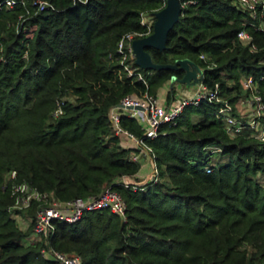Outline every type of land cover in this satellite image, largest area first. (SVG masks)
I'll list each match as a JSON object with an SVG mask.
<instances>
[{
  "label": "trees",
  "instance_id": "trees-1",
  "mask_svg": "<svg viewBox=\"0 0 264 264\" xmlns=\"http://www.w3.org/2000/svg\"><path fill=\"white\" fill-rule=\"evenodd\" d=\"M21 1L0 9V264H56L45 250L81 264H264V143L247 131L231 137L220 114L226 107L244 118L255 93L243 88L247 78L264 102V30L249 13L236 0H180L165 48L145 49L163 67L129 60L139 81L121 64L118 43L151 33L142 20H154L165 0H46L53 8L36 13V0ZM180 60L208 88L218 85L223 102L186 107L146 140L157 181L141 180L146 160H131L136 150L115 135L109 114L125 97L156 98L182 80L185 69L165 67ZM120 127L143 137L126 115ZM22 184L56 204L111 187L125 219L88 212L34 237L36 205L13 208Z\"/></svg>",
  "mask_w": 264,
  "mask_h": 264
},
{
  "label": "built area",
  "instance_id": "built-area-1",
  "mask_svg": "<svg viewBox=\"0 0 264 264\" xmlns=\"http://www.w3.org/2000/svg\"><path fill=\"white\" fill-rule=\"evenodd\" d=\"M21 0H1L0 9L12 8ZM236 3L254 20L251 24L260 30H264V0H236ZM35 13L38 11L48 10L53 8L52 4L46 0L34 1ZM143 22V20H142ZM144 23V22H143ZM135 34H128L121 38L118 43V51L121 55V64L127 71L128 76H136L139 81H143L140 74H136L135 68L131 67L129 60H135L134 53L131 48V42L134 40ZM237 36L248 42L250 36L247 31L240 30ZM201 58H204L201 55ZM201 71L196 72L195 90L188 98H181L177 102L163 104L158 97H152L145 94L141 98L128 96L123 98L121 103L110 111L109 117L113 125L115 135H124L127 139L134 143L136 152L131 154V160L135 162L145 161L148 165L151 163V180L156 182L155 174L156 167L154 165L153 155L151 156V148L146 144V140H154L160 135V129L163 126L175 125L177 118L183 110L189 106H198L206 103H222L220 89L218 85L214 88H208L203 83ZM260 79H264L261 77ZM244 89L254 90L251 98L246 101V113L243 119L233 117L230 114V109L223 107L220 114L225 122V130L231 137L242 134L247 131L264 143V125L259 120L264 116V102L256 90L255 81L253 78H247L242 83ZM126 115L135 120L143 131L142 138H136L130 133H126L120 127V118ZM218 151L214 148L213 152ZM154 169V170H153ZM206 173H210L211 169L206 168ZM124 187L130 186L125 181H121ZM134 190L137 186L133 187ZM17 195L14 209L23 210L29 209L36 205L35 218L33 222L32 233L34 237L50 236L54 230V222H65L73 224L78 222L82 216L88 212L108 210L111 213L125 219L126 205L121 196L111 189L105 188L99 195L88 199H76L64 204H56L48 200L47 195L39 193L27 184L15 186L13 189ZM45 256L50 257L56 264H81V260L77 256H69L53 250L43 251Z\"/></svg>",
  "mask_w": 264,
  "mask_h": 264
},
{
  "label": "water",
  "instance_id": "water-1",
  "mask_svg": "<svg viewBox=\"0 0 264 264\" xmlns=\"http://www.w3.org/2000/svg\"><path fill=\"white\" fill-rule=\"evenodd\" d=\"M181 11L180 0H165L164 6L154 14V23L152 32L142 38L134 39L131 42V48L135 57V64L144 69L160 68L152 62L151 56L145 50L147 47L162 50L165 48L168 31L174 26L178 20ZM179 65L185 69V76L182 80H177L180 83H190L195 80V71L193 64L188 60H180L174 65L165 66L166 68L175 69Z\"/></svg>",
  "mask_w": 264,
  "mask_h": 264
},
{
  "label": "crops",
  "instance_id": "crops-1",
  "mask_svg": "<svg viewBox=\"0 0 264 264\" xmlns=\"http://www.w3.org/2000/svg\"><path fill=\"white\" fill-rule=\"evenodd\" d=\"M154 20H152L151 17H146V16L143 18L144 23H147V24L152 23V30H153ZM193 81H191L190 83H180L177 80L170 81L159 91V94L157 96L159 101L163 104H169L172 101L174 102L181 98L190 97L193 94L195 87H196L195 85L196 82H193ZM125 142L127 143L128 147H131V148L134 147V143L131 140L125 141Z\"/></svg>",
  "mask_w": 264,
  "mask_h": 264
},
{
  "label": "rangeland",
  "instance_id": "rangeland-1",
  "mask_svg": "<svg viewBox=\"0 0 264 264\" xmlns=\"http://www.w3.org/2000/svg\"><path fill=\"white\" fill-rule=\"evenodd\" d=\"M131 64V63H130ZM252 96V95H251ZM251 96L248 98V99H250L251 98ZM247 99V100H248ZM246 100V101H247ZM178 101V100H177ZM177 101H175V102H177ZM239 111H241V107L240 108H238V112ZM246 113V111L243 113V114H245ZM138 175H139V178L142 180V179H145V181H147V180H151V169H150V167H149V165H148V163L147 162H142L141 163V169H140V171H139V173H138ZM144 181V182H145ZM24 220V219H23ZM25 221V220H24ZM26 222V221H25Z\"/></svg>",
  "mask_w": 264,
  "mask_h": 264
}]
</instances>
